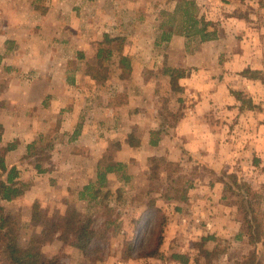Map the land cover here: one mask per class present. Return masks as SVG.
I'll return each mask as SVG.
<instances>
[{"label":"crops","instance_id":"obj_1","mask_svg":"<svg viewBox=\"0 0 264 264\" xmlns=\"http://www.w3.org/2000/svg\"><path fill=\"white\" fill-rule=\"evenodd\" d=\"M121 5L118 0H0V148L15 144L5 162L16 166L18 180L28 185L19 197L0 201L6 218L22 212L28 219L44 202L101 204L99 194L93 198L83 190L98 184L102 167L113 169L106 182L112 186L131 179L143 183L141 174L155 162L177 167L193 162L219 173L228 166H254L251 143L245 140L236 148L234 140L240 139L233 134L246 137L237 122L255 114L234 93L252 95L257 88L264 93L243 75L264 73V52L248 50L224 31L192 54L185 36L161 42L156 18H129L135 4L126 6L127 12ZM107 36L124 42L123 49L108 47ZM99 55L103 76L97 71ZM44 141L53 144L44 150L48 159L41 161L37 151L28 157L29 146L36 144L37 150ZM121 168L130 170L129 177L119 174ZM210 196L218 204L206 215L208 228L248 248L243 258L253 247L242 235L237 210L224 209L223 191ZM167 251L154 261L181 264L172 259L179 253L192 264L197 254L189 245ZM224 254L226 264H235L237 259Z\"/></svg>","mask_w":264,"mask_h":264},{"label":"rangeland","instance_id":"obj_2","mask_svg":"<svg viewBox=\"0 0 264 264\" xmlns=\"http://www.w3.org/2000/svg\"><path fill=\"white\" fill-rule=\"evenodd\" d=\"M118 1L122 3L121 6L124 8L122 10L125 12L126 6H130V3L135 4V9L131 10L130 15H126L130 16L129 18L151 16L153 19L156 18L160 26L168 22L169 15L174 13L182 2V0ZM190 1L196 3L194 16L198 20L204 18L206 22L216 24L219 33L226 31V36L227 32L230 33V38L238 39L237 41H241L252 52H264V0ZM175 19L177 27L182 22L181 14H177ZM201 44L198 36L186 37V49L192 54L200 49ZM123 45L124 42L119 41L113 47L123 49ZM250 71L253 75L249 74L251 77L247 78L256 80L264 90V73ZM184 73L177 72V75ZM189 73H192L191 69ZM257 89H253L252 95L235 92V96L245 101L248 109L253 110L252 114H255V117L245 122H237L236 128L244 131L246 137H236V134H233L235 138L240 139L237 142L234 140L236 148L239 144L240 147L244 146L245 140L251 143L254 166L248 168L245 165L246 169L240 170L228 166L219 173L205 165L199 168L193 162H187L185 167H177L176 163L170 166L166 161L155 162L150 166V170H144L141 174L144 177L141 184L140 179L139 183L131 179L127 183L115 182L112 186L106 184L101 187L97 193L100 195L99 205H75L70 201L62 202L60 206H52L44 202L32 209L28 219L22 212L19 213V217H15L18 213L14 212L12 217L8 218L16 222L14 228L18 231L19 244L25 247L32 236H43L51 222L55 220L65 222L70 218L71 221L91 225L95 232L94 250L98 252L86 259L81 251L68 245L64 246L63 242L55 240L41 250L42 262L59 258L62 264H161L154 259L160 258L163 250L170 249L171 251L167 252L171 254L174 251H181L188 245L193 246L197 252L192 256L194 257L192 264H226L228 255L224 253L230 254L237 261L241 260L242 253L244 250L248 251V248L229 241L225 237L228 236L225 232L216 236L213 228H208L205 218L210 208L218 204V201H213L210 194L223 191L226 197L224 203L228 206L224 209L237 210L236 219L243 225L245 214L239 209L243 197L238 196V191L234 189L244 183L248 184L247 181L250 180L251 183L248 184L250 189L246 187L243 189L251 194L250 200L257 210V217L264 221V118L260 119L264 114V93ZM236 93H239V96ZM193 100L196 104V97ZM228 140L230 141V138L227 142ZM210 143L212 144V141ZM42 145H45L41 147L44 149L38 148L36 151L40 153L41 161H46L45 157L48 159V155L44 150H52L53 144L44 141ZM50 146L52 148H49ZM193 157L191 155L189 159L192 160ZM247 158L250 160V155ZM119 171L122 177H129L130 170L121 168ZM147 178H150L149 182ZM234 183H238V186H234L232 190L230 184ZM22 184L26 190L28 185ZM96 187L99 188L98 184ZM132 198H135V201L132 202ZM115 199L120 200L115 202ZM203 237L213 239L203 243L201 241ZM8 242L9 238L4 231H0L1 264H12L6 252ZM149 253H156L157 257L144 255ZM263 255L264 248L260 254V261Z\"/></svg>","mask_w":264,"mask_h":264},{"label":"trees","instance_id":"obj_3","mask_svg":"<svg viewBox=\"0 0 264 264\" xmlns=\"http://www.w3.org/2000/svg\"><path fill=\"white\" fill-rule=\"evenodd\" d=\"M196 9V3L190 0H182L174 13L170 14V18L167 23H162L160 28L162 34L159 39L161 42H170L174 35H183L186 37L198 36L200 43H206L215 41L218 39L219 32L217 25L212 22H206L204 18L198 20L194 16V10ZM181 14L182 22L175 26L176 15ZM168 29H167V28ZM119 39H111L109 36L105 38L104 43L110 48ZM10 44V45H9ZM13 42H8V49H11ZM115 48V47H113ZM117 50V48H115ZM100 52H111V50L103 49ZM101 55H99V61ZM122 63H125V58H122ZM98 75L103 76L104 68L100 61L97 67ZM102 71V72H101ZM253 75L250 70L244 71V75L248 78ZM250 76V77H249ZM235 94V93H234ZM239 96V93H236ZM3 137V126L0 124V143ZM158 138L152 141L153 145L158 144ZM36 144L29 146L28 157L32 156L36 152ZM15 148V144H10L7 148H0V201L7 200L11 201L24 192V185L18 180L19 173L16 166L8 167L5 162V154ZM49 148H52L50 146ZM47 159V156L45 157ZM40 172L43 170L38 169ZM113 169L110 167H102L98 172V187L95 184L86 186L83 190L84 193H90L93 198L99 193L100 188L106 185L107 175L112 173ZM230 189H234V186H238V183L230 184ZM247 188L248 184L244 183L242 186H238L234 190L238 191V196H242V205L240 210L244 211L245 217L242 225V235H245L249 244L253 247V251L248 255L244 256L241 260L235 262V264H262L260 261V254L264 248V221L257 217V210L254 207L252 200H250L251 194L248 190L245 191L243 188ZM227 188V186H226ZM4 209L0 205V231H4V234L9 238V242L6 247L7 257L11 260L12 264H62L59 258L50 260L47 262L41 261V250L50 245L55 240L63 242V245L70 246L81 251L86 259L90 256H94L97 250H94V229L89 223H80L67 219L65 222L61 220H55L48 224L43 236H32L25 247L19 244L18 231L14 228L16 222L10 218H6L3 214ZM208 239L202 238L201 241L205 243ZM147 257H157L156 253L144 254ZM172 259L181 264L189 263V256L179 253L172 255Z\"/></svg>","mask_w":264,"mask_h":264}]
</instances>
